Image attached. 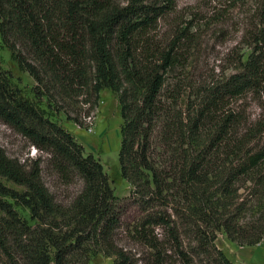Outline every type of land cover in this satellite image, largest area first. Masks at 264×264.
<instances>
[{"label": "trees", "instance_id": "1", "mask_svg": "<svg viewBox=\"0 0 264 264\" xmlns=\"http://www.w3.org/2000/svg\"><path fill=\"white\" fill-rule=\"evenodd\" d=\"M177 1L0 0V42L34 82L29 96L0 64V120L46 156L22 163L0 147V176L23 187L0 183V264H88L99 252L135 264L116 241L129 206L141 215L127 233L150 264H232L218 231L239 245L264 237V113L233 106L264 96V0L249 51L205 80L201 20L170 17ZM104 88L119 103L125 198L54 119L82 126Z\"/></svg>", "mask_w": 264, "mask_h": 264}, {"label": "rangeland", "instance_id": "2", "mask_svg": "<svg viewBox=\"0 0 264 264\" xmlns=\"http://www.w3.org/2000/svg\"><path fill=\"white\" fill-rule=\"evenodd\" d=\"M263 0H178L177 14H190L200 18L201 22L194 32L199 42L197 49L196 72L200 79L208 76L216 77L229 74L233 71L234 60L249 51L248 42L250 35L258 28V20ZM189 15V16H190ZM219 17L220 19H216ZM0 64L8 70L18 86L31 96L33 79L18 69L16 63L11 60L9 51L0 42ZM198 79V78H197ZM97 105L90 112V117L81 119L80 126L63 113L54 116V119L74 138L82 144L85 152L92 153L97 158L108 177L109 183L116 196L125 198L129 195L130 184L121 176L118 160L120 147V125L122 119L119 111V103L116 95L109 89H101L98 93ZM233 106L244 110L245 115L251 119H257L264 113V96L249 94L248 97L234 102ZM78 107H82L77 104ZM88 105L82 108L86 109ZM84 111V110H81ZM72 113V112H70ZM84 113V112H83ZM0 147L9 157L17 158L22 163H28L31 159L45 156L37 151L26 138L12 130L0 120ZM42 176L45 183L58 193L54 186V176L43 164ZM3 185L22 190L23 187L0 176ZM26 215V213H23ZM140 213L134 206H129L123 217L122 226L118 230L116 241L127 248L134 256L135 264H150L149 254L145 247L133 242L126 227L140 217ZM215 244L220 248L232 264H264V237L255 245H239L231 241L220 230L216 234ZM113 257L101 252L92 255L88 264H112ZM174 263V261H171Z\"/></svg>", "mask_w": 264, "mask_h": 264}]
</instances>
